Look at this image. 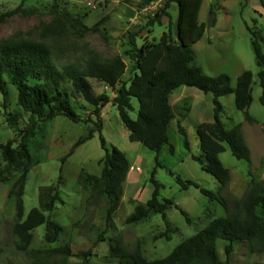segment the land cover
Instances as JSON below:
<instances>
[{
    "label": "rangeland",
    "instance_id": "1",
    "mask_svg": "<svg viewBox=\"0 0 264 264\" xmlns=\"http://www.w3.org/2000/svg\"><path fill=\"white\" fill-rule=\"evenodd\" d=\"M164 1L152 0L147 5H142V0H0V41L11 37L39 40L37 28L50 23L62 13L78 18L87 27H92L104 18L98 24L96 32L83 37L62 36L55 45L60 49V58L64 62L74 61L87 50L103 59L121 58L126 67L121 81L125 82L133 69V62L125 54L130 49L129 34H136L135 43L138 47L144 42L157 41L167 31L168 18L162 17L161 26L155 24L149 27L147 22L148 18H152L162 8ZM263 6L264 0H202L198 22L207 25L210 9L216 22L212 28L206 27L202 38L191 46L192 65L199 67L209 77L221 74L228 76L232 88L242 72L249 71L252 74V102L247 110L252 122L245 119L244 112L235 108L233 94L218 99L222 106L221 122L227 130L240 126L250 151V162L237 160L224 145L225 151L219 155V160L229 171L230 180L227 185L221 188L211 175L202 171L201 165L192 159L202 155L196 128L201 123L213 122V95L186 86L177 88L170 95L169 103L174 118L168 126V144L158 155L140 143L129 141V133L122 124L116 107L110 103L101 110V132L93 133L91 139L62 162L72 145L87 135L92 126L88 120L95 121L91 116L92 107L66 84L72 97L73 110L80 120L73 122L64 116H58L48 125L41 141L42 148H31L33 155L38 156L41 161L30 169L23 194L25 217L32 208L38 207L39 188L57 185L62 202L57 203L46 216L58 223L62 232L55 243L46 244L43 240L45 226L37 227L33 231L31 249H53L68 244L72 256L68 258L67 264H114V260L108 256V239L115 237L130 249L136 242H140L143 257L151 261L167 256L180 242L195 235L211 220L225 217L227 213L216 197L222 196L226 200L230 213L237 211L238 202L249 180L252 178L256 182H264V107L260 103L262 89L258 77L261 69L256 65L251 47V32H255L264 52ZM17 7L18 10L7 15ZM168 13L175 36L178 14L175 3L170 4ZM82 70H85L84 66ZM88 81L95 95L105 94L109 99L114 97V90L104 83L92 78ZM16 94V89L11 85L7 86L5 97L0 94V144L11 142L12 147L18 144L19 134L7 122L8 114L18 117L20 128L27 123V115L17 106ZM184 99L189 101L188 111L178 106ZM131 105L133 110L128 114L131 119H136L138 103L135 98H131ZM178 122L185 130V137L178 131ZM100 135L105 141V147L109 150L117 148L125 155L129 165L126 179L121 185L119 207L113 216L115 230L105 226L102 204H87L88 194L78 184L81 170L95 176L101 173L100 160L104 157V150ZM40 140L37 134L35 141ZM185 140L188 146L185 145ZM170 147L173 149L172 153L169 151ZM16 171L15 167L7 166L0 153V179H10L7 184L0 182V264L28 263L26 257L14 248L11 233L14 203L6 199L8 185ZM153 171L154 179L162 186L159 200L169 199L174 203V206L166 210L169 240H154L166 228L160 215H153L137 225L125 224L126 217L134 207L145 204L150 199L154 189L150 181ZM175 177L196 183L213 197L204 195L194 187L182 190ZM181 211L187 214L190 223ZM256 212L264 221L261 209L257 208ZM218 256L224 261L221 246L218 248ZM58 260L59 256L55 255L44 264H54ZM253 263L264 264V254L252 252L247 242L236 244L230 264Z\"/></svg>",
    "mask_w": 264,
    "mask_h": 264
},
{
    "label": "trees",
    "instance_id": "2",
    "mask_svg": "<svg viewBox=\"0 0 264 264\" xmlns=\"http://www.w3.org/2000/svg\"><path fill=\"white\" fill-rule=\"evenodd\" d=\"M151 1L142 0V5ZM171 3H175L178 8L175 36L168 13ZM201 4L202 0H165L162 8L152 18H148L147 22L149 27L155 24L161 26L162 17L168 18L167 31L163 32L157 41L144 42L138 47L135 43L136 34H129L130 49L125 54L133 62V69L130 78L125 82L121 81L126 69L121 58L103 59L87 50L74 61L64 62L60 58V49L55 45L62 36L83 37L96 32L98 24H101L104 18L92 27H87L78 18L62 13L50 23L37 28L39 40L11 37L0 41V94L5 97L7 86H13L17 92V106L27 115V123L20 128L18 117L8 114L7 122L19 134V142L15 147H12L11 142L0 144L3 161L7 166L17 169L8 185L6 199L14 203V223L11 230L14 248L26 257L27 264H44L55 255L59 256V260L54 264H67L68 258L72 256L68 244L53 249L30 248L33 231L37 227L45 226L43 240L46 244L55 243L62 232V227L46 216L53 211L57 203L62 202L57 185L40 187L38 207L32 208L25 217L23 210L27 175L30 169L41 161L38 156L33 155L31 148H42L41 141L45 137L46 129L56 117L64 116L73 122L80 120L73 110L72 97L66 84L70 85L73 93L92 107L91 116L95 121L88 120L92 126L87 135L72 145L62 162L80 145L91 139L93 133L101 132V110L110 103L116 107L118 116L129 133V141L140 143L158 155L168 144V126L174 118L169 98L172 92L181 86L196 88L204 94L213 95V122L201 123L196 128L202 155L192 159L201 165L202 171L211 175L220 187L224 188L230 180L229 171L219 160L225 146L237 160L250 162V151L240 126L227 130L221 122L222 106L218 99L233 94L235 108L244 112L245 119L252 122L247 113L252 102V74L249 71L242 72L232 88L228 76L221 74L209 77L199 67L192 65L191 46L202 38L206 27L212 28L216 22L212 9L209 11L207 25L198 22ZM18 9L19 7L7 15ZM251 47L256 65L261 69L258 73L262 89L260 103L264 107V52L260 38L255 32H251ZM83 66L85 70H82ZM89 78L113 89L114 97L109 99L105 94L95 95ZM131 98H135L138 103L136 119H131L128 114L133 110ZM178 106L188 111L189 101L184 99ZM177 126L179 133L185 137V130L179 122ZM37 134L41 139L39 142L35 141ZM99 137L104 150V157L100 160L101 173L95 176L81 170L78 184L88 194L87 204H102L105 226L114 229L113 216L119 207L121 185L126 179L129 165L121 151L115 147L107 149L104 139L101 135ZM185 145L188 146L186 140ZM169 151L173 152L172 147ZM156 163L159 166L157 157ZM154 175L155 171L150 179L154 188L150 199L145 204L136 205L126 217L125 224L137 225L153 215H160L166 228L163 233L156 235L154 240H169L170 229L166 221V210L174 206V203L169 199L159 200V190L162 186L154 179ZM175 178L182 190L189 187L200 189L192 181ZM9 180L2 178L0 182L7 184ZM200 191L213 197L204 189ZM216 199L227 215L211 220L195 235L180 242L167 256L148 261L142 255L140 242H136L130 249L123 245L119 238L110 237L109 258L114 260V264H230L234 247L242 242H247L252 252L264 254V221L256 212L257 208H260L264 214V182H256L252 178L249 180L235 213L229 212L228 204L222 196ZM181 214L190 223L187 214L183 211ZM219 246L222 247L224 261L219 259Z\"/></svg>",
    "mask_w": 264,
    "mask_h": 264
}]
</instances>
